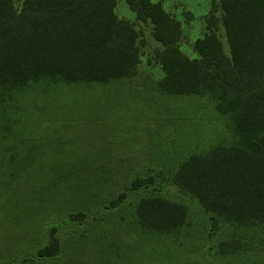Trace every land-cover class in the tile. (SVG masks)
I'll return each mask as SVG.
<instances>
[{"label": "trees", "instance_id": "trees-1", "mask_svg": "<svg viewBox=\"0 0 264 264\" xmlns=\"http://www.w3.org/2000/svg\"><path fill=\"white\" fill-rule=\"evenodd\" d=\"M124 2L137 20L151 24V36L160 45L154 59L162 76L153 90L168 100L191 97L211 107L228 129L224 137L213 135L205 143L199 137L188 140L189 123L175 116L179 127L184 124L182 136L167 141L172 148L156 172L136 171L101 208L112 211L126 191L144 190L126 223L137 233L198 238L205 255L201 264H264V0H211L202 16L205 31L193 43L194 58L178 48L180 23L159 4ZM113 7V0H20L18 6L0 0V146L9 152V165L19 145L30 144L24 130L33 113L46 111L56 87L88 88L135 77L137 32L116 17ZM106 171L96 170L91 182H106ZM97 189L101 197L107 193L104 183ZM193 207L202 213L204 228L192 219ZM88 215L76 210L67 219L84 222ZM43 232L47 240L35 257L59 255L56 225Z\"/></svg>", "mask_w": 264, "mask_h": 264}, {"label": "rangeland", "instance_id": "rangeland-1", "mask_svg": "<svg viewBox=\"0 0 264 264\" xmlns=\"http://www.w3.org/2000/svg\"><path fill=\"white\" fill-rule=\"evenodd\" d=\"M13 1L19 5L20 0ZM113 1L116 17L131 23L137 32V73L130 80L88 88L56 87V93L47 99L46 111L33 113V123L24 130L30 144L19 145L12 165L8 163L9 152L0 146V264L203 262L205 255L198 238L148 237L137 233L135 226H127L135 200L146 194L144 190L126 191L112 211L101 208L127 185L136 171L143 170V175L156 172L172 148L167 141L181 138L184 124L189 123L185 133L193 134L188 140L199 137L204 143L213 135L224 137L228 129L211 107L191 97L168 100L153 90L162 72L154 59V50L160 45L151 36V24L137 20L124 0ZM152 1L179 21L178 48L188 58H194L193 43L205 31L202 16L211 0ZM216 33L227 51L222 29ZM177 115L184 120L182 128L173 120ZM101 169L107 170L108 178L97 183H104L107 193L103 197L96 183L91 182L98 175L96 170ZM165 188L171 197L180 199L175 188ZM76 210L94 217L88 215L84 222L68 220L67 214ZM192 211V219L204 228L202 213L194 207ZM53 224L61 253L50 258L35 257V250L47 240L44 228Z\"/></svg>", "mask_w": 264, "mask_h": 264}]
</instances>
